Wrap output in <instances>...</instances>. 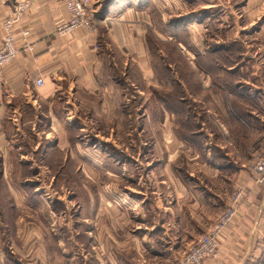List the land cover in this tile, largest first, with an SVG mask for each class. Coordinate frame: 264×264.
I'll return each mask as SVG.
<instances>
[{
  "label": "crops",
  "instance_id": "obj_1",
  "mask_svg": "<svg viewBox=\"0 0 264 264\" xmlns=\"http://www.w3.org/2000/svg\"><path fill=\"white\" fill-rule=\"evenodd\" d=\"M20 1L0 0V43L3 19ZM91 1L93 27L59 35L68 19L63 0H32L15 28L20 53L0 69V264H178L236 191L238 215L218 237L216 257L202 264L259 262L264 183L244 147L264 132V10L234 0L249 23L230 28L220 45L224 72L213 81L209 67H198L197 52L209 43L200 22L174 19L166 37L164 0ZM24 29L34 50L21 48ZM150 33L186 54L190 72L159 78L149 68ZM42 54L48 60L38 64ZM145 85L171 92L170 110L154 94L159 126L151 133ZM69 172L82 178L85 196L65 203L39 191L41 176ZM8 194L38 218L23 220ZM72 202L76 216L68 215Z\"/></svg>",
  "mask_w": 264,
  "mask_h": 264
},
{
  "label": "rangeland",
  "instance_id": "obj_2",
  "mask_svg": "<svg viewBox=\"0 0 264 264\" xmlns=\"http://www.w3.org/2000/svg\"><path fill=\"white\" fill-rule=\"evenodd\" d=\"M211 4H216V5H211ZM163 7L165 8V19H166L165 36L166 37L171 33L169 31L170 30L169 25L171 23H169V22L174 20V19H180L181 21H184V20H186V21L190 20V21H194V22L196 21V22H200L202 24L203 29L205 28L204 29V36L206 35L205 41L209 42L208 44L206 43L202 54L200 53L201 55H204L203 57L210 54L209 50H211L213 47L224 45V38L225 39L229 38L230 33H228V32H229L231 27H234L236 24L239 25V24H244V23L248 24L249 23L247 20V16L245 15V12H243V9L241 7H239L238 10L236 9L237 5H236V1H234V0H178L176 2V4L174 3V0H164V6ZM257 9H258V11L264 10V3L260 0H252L251 6L249 7L250 12L255 13L254 10H257ZM230 14H233L236 17H234L233 15H230ZM248 19H251V14H248ZM261 21H264V18H262ZM256 26H258V24H256ZM189 31H190V29H189ZM150 36H151V33H150ZM212 37H214L215 40L216 39L221 40L220 42H218L219 45L216 44V42H214V41H213V43H211ZM247 38L250 39V41H252V40H254L255 42L259 41L258 43H260V40H255L251 37H247ZM103 41H104V39L102 40V43H100V48H102V50L105 46V42L103 43ZM153 41H154V43H152L153 48L150 49L151 50V52H150V58L151 59H150L149 68L151 69V67H152L155 74L156 75L158 74L159 78L167 79L169 77V75L171 77L172 76L171 73H174L176 71L177 67L179 68V65H180V67L185 69L186 72H190V69H189V66L187 63L188 56L186 54L180 52L178 50V47L175 44L170 43L171 41H166V42H164L163 47H160L161 43H162L160 40H156V38L154 37ZM155 44H157L159 46L155 47ZM200 58L201 57H199V59ZM185 62L187 64H185ZM170 63L171 64H177L178 66L174 65L172 67H169ZM203 67H204V63H203ZM207 67H210V70H208V71L212 74L213 81H217L218 78H216L215 76L218 74V72H221V71L224 72V69L223 70L220 69L219 65H217L215 67V65L211 62L206 64L205 68H207ZM165 68H168L170 70V73L168 75H166L167 72L165 71ZM110 72H112V71L110 70ZM115 72L119 73V74L121 73L118 70ZM113 74H115V73H113ZM172 78H173V76H172ZM187 78H190V76H187ZM155 83H157V82H155ZM210 83H211V81H210ZM188 84L192 85V87H194L195 81L191 80L188 82ZM167 86L165 85V87H167ZM165 87H162L161 85L160 86H154V87L152 85H148V86L145 85L144 86V89H145L147 96L149 98L148 99V105H150V107H149L150 120H148L147 121L148 123L146 124L149 133H151L152 131H156V126H159L158 120L156 118L157 117L156 109H154L155 104L158 102L157 100H155V95H154L155 91L156 90H158L160 92H163V90L168 91V89ZM186 88H189V87L187 86ZM136 96H138V95H136ZM136 100H137V98H134V101H136ZM139 100H142V99L139 98ZM136 103L137 102H135L134 104H136ZM257 126H259V125H257ZM248 131H249V133H251V130H248ZM85 134H88V133L85 132ZM263 134H264L263 130H261V129L255 130V132L252 135V143L249 145H246L244 147V148H246L245 156L246 157L248 156L247 159L253 158L250 161V164H249L248 160L246 159V162H245L246 164L247 163L249 165L253 164L254 161L262 154L263 142H264V135ZM134 152H138V150H134ZM102 162H104V161H102ZM249 165H248V167H249ZM14 167H16L15 164L13 162H11L10 166L7 168V169H10L7 172V174L9 173L10 175H7L6 178H7V180H9L10 183L15 180ZM71 167H73V166H71ZM53 176H50L49 174L46 177L41 176V178H40L41 186H39V188H38L40 192L44 193L45 190L50 191L54 197H60V196L63 197L61 199H63L64 202L65 201L67 202V200H70L73 197V195H77L76 193H78V192L81 194L83 193V195H84L82 187L80 186L81 185L80 179L82 180V178H78L77 176H74L70 172L68 175L62 174L60 176H56V175H53ZM83 179L87 183H90L88 178H83ZM118 179H120V178H118ZM108 180H109L108 177H102V181L106 182ZM14 191H15V194L17 196L20 195L19 192H17L16 190H14ZM9 197H10V204H11L10 206H12V204L16 205L17 209L14 208L15 212L20 213L21 217H23V220H27L28 218H33V217L38 218L34 209H33V211H30L27 207H18V205L15 202V197L14 196L12 197V195H9ZM1 202H2V200L0 197V203ZM73 202L71 203L72 208H70V210H68V215L73 214V216H76L75 203H73ZM17 203L19 204V201H17ZM63 206L65 207L66 205L63 204ZM59 207H62V206L59 205ZM39 214H40V216L42 215V217L43 216L48 217V214L46 212H44L43 210ZM205 233H203V234H205ZM198 239H196L195 241H197ZM195 241H193L186 249L183 250V252L181 253V256L185 252H187V250L190 248V246ZM211 258H214V257H211ZM255 264H264V257H262V259Z\"/></svg>",
  "mask_w": 264,
  "mask_h": 264
},
{
  "label": "built area",
  "instance_id": "obj_3",
  "mask_svg": "<svg viewBox=\"0 0 264 264\" xmlns=\"http://www.w3.org/2000/svg\"><path fill=\"white\" fill-rule=\"evenodd\" d=\"M68 19L57 25V34L66 35L70 32L93 27L92 20V1L91 0H63ZM32 0H22L12 13L7 15L2 22L4 36L0 43V69L14 61L20 53L18 38L15 33L17 23L31 9ZM21 48L25 51L34 50L35 45L32 41L31 31L24 29L21 31ZM48 60L46 54L36 57V62L42 63ZM45 80L39 77L36 80L37 86H43ZM253 170L258 174L257 181L264 183V142L263 152L254 161ZM242 199V192L236 191L232 197V205L226 208L209 228L197 241L178 260V264H202L205 260L215 257L218 253V237L223 230L238 215V203Z\"/></svg>",
  "mask_w": 264,
  "mask_h": 264
},
{
  "label": "trees",
  "instance_id": "obj_4",
  "mask_svg": "<svg viewBox=\"0 0 264 264\" xmlns=\"http://www.w3.org/2000/svg\"><path fill=\"white\" fill-rule=\"evenodd\" d=\"M150 39H151L150 40V47L153 48V44L152 43H154V41L151 38V36H150ZM156 45L157 44H155V47H156ZM209 52H210V54H208L205 57H203L204 55H201L200 52H197L198 56L201 57L200 60L198 61V67L200 66L202 69H207V68H205L206 64L211 62V63H213L215 65V67L217 65H219L220 69L223 70L224 69V46L213 47L211 50H209ZM203 63H204V67H203ZM177 69L178 70L181 69V70H179L181 72V74H183V72L185 71V69H183L182 67H179V68L177 67ZM208 70H210V67L208 68ZM165 71H170V70L168 68H165ZM178 88L181 89L180 86H178ZM155 95L159 99L164 100L166 105H167V107H168V109H169L170 105L168 103V98L171 96V92L170 91H164V90H163V92H160V91L156 90L155 91Z\"/></svg>",
  "mask_w": 264,
  "mask_h": 264
}]
</instances>
